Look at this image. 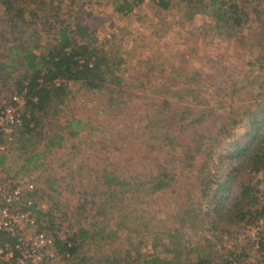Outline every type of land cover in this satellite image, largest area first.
Instances as JSON below:
<instances>
[{
	"label": "trees",
	"instance_id": "1",
	"mask_svg": "<svg viewBox=\"0 0 264 264\" xmlns=\"http://www.w3.org/2000/svg\"><path fill=\"white\" fill-rule=\"evenodd\" d=\"M63 2L0 0V82L14 75V89L26 88L11 154L19 176L38 171L29 193L37 228L73 253L72 264H264V198L253 180L264 171V0H156L190 18L209 13L217 28L255 23L260 48L239 78L214 85L209 74L200 87L188 78H208L193 71L150 94L118 50L72 20L79 9L63 15ZM132 2L113 3L125 13ZM75 92L91 114L71 113ZM52 155L63 156L60 170ZM65 220L71 245L56 236Z\"/></svg>",
	"mask_w": 264,
	"mask_h": 264
},
{
	"label": "rangeland",
	"instance_id": "2",
	"mask_svg": "<svg viewBox=\"0 0 264 264\" xmlns=\"http://www.w3.org/2000/svg\"><path fill=\"white\" fill-rule=\"evenodd\" d=\"M63 1L61 9L63 15L65 16L70 11L75 13V10L79 9L81 12L71 17L72 20L79 21L90 32L95 43L102 44L107 51L118 50L125 58V62H122L121 66H126L128 72L135 73V76L140 77L133 84L140 91L144 87L149 94L151 90H156V84L172 75L180 76L182 79L185 78L184 75L189 76L193 71H198L202 73L203 77L208 78V80H203L205 84L200 79L188 78L195 86L200 87L210 85L209 74L213 75L214 85L223 84L218 80L221 76L226 82L239 78L247 70L246 60L255 56L252 54L251 47L253 53L260 48L252 43L251 35L255 29L253 27L255 23L252 21L250 22L252 23L251 28L245 25L227 30L225 27H215L214 19L209 13L196 12L191 18L187 17L185 9L180 8L177 4L163 10L150 2L153 0H141L144 3L136 8V13L125 14L116 11L111 0H72L71 3L69 0ZM69 20L73 22L71 19ZM231 31H238V34L240 32L242 41L235 39L234 35H231ZM149 67H152L150 74H148ZM13 76L10 75L6 80H3V84L0 82L1 96H6L14 90ZM167 80L171 82L170 79ZM77 85L71 84L70 87L76 89ZM250 93L251 89L249 88L242 96L244 98L241 97L242 102H249ZM75 96L76 98H71V113L78 116L91 114V109L89 106H85L84 99L79 96V92H75ZM62 120L63 118L59 117V121ZM240 127L242 128L241 125ZM11 151L10 148L5 153L0 168L2 173L6 174V166L11 167L9 174L19 176L20 173L16 171L18 165L14 164ZM52 156L55 159L52 158L49 163L57 167L63 156L61 155L59 158L56 155ZM19 162L20 160L18 164ZM57 168L60 170V167ZM37 173L38 171L25 173L24 177L31 180ZM253 180L260 187L262 198H264V171L256 174ZM31 181L34 183V180ZM157 202L163 204V207L170 206L163 203V199H159ZM40 204L43 208H47L51 205V200L43 197ZM58 211L55 209L53 212ZM64 224L67 227H61L59 230H63L67 234L73 231L74 227L69 226L71 223L65 220ZM254 230L255 228L247 232ZM198 232H206V225H203ZM233 236L235 235H230L227 239L234 242L242 239L241 234L239 237L233 238ZM90 247L86 245L83 250H89Z\"/></svg>",
	"mask_w": 264,
	"mask_h": 264
},
{
	"label": "built area",
	"instance_id": "3",
	"mask_svg": "<svg viewBox=\"0 0 264 264\" xmlns=\"http://www.w3.org/2000/svg\"><path fill=\"white\" fill-rule=\"evenodd\" d=\"M25 94L23 87L0 95V155L12 148L17 129L24 121ZM33 188V181L3 174L0 168V232L10 238L0 241L2 264H72L73 253L62 250L53 233L37 228L31 209L34 199L29 196ZM68 235L59 230L56 236L66 240ZM66 241L71 245L70 240Z\"/></svg>",
	"mask_w": 264,
	"mask_h": 264
},
{
	"label": "crops",
	"instance_id": "4",
	"mask_svg": "<svg viewBox=\"0 0 264 264\" xmlns=\"http://www.w3.org/2000/svg\"><path fill=\"white\" fill-rule=\"evenodd\" d=\"M115 0H111V2H114ZM133 1V2H132ZM131 2L133 3L132 4V8H131V10H129V11H127V12H125V14L127 13V14H130V13H136L137 12V7L140 5V4H142V3H144L143 1H141V0H139V1H134V0H131ZM150 2H152V3H154V4H156L155 3V1H150ZM157 5V4H156ZM162 9V8H161ZM163 10H165V9H163Z\"/></svg>",
	"mask_w": 264,
	"mask_h": 264
}]
</instances>
